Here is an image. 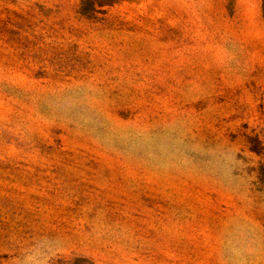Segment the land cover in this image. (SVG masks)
<instances>
[{"label":"rangeland","instance_id":"1","mask_svg":"<svg viewBox=\"0 0 264 264\" xmlns=\"http://www.w3.org/2000/svg\"><path fill=\"white\" fill-rule=\"evenodd\" d=\"M0 264H264V0H0Z\"/></svg>","mask_w":264,"mask_h":264}]
</instances>
